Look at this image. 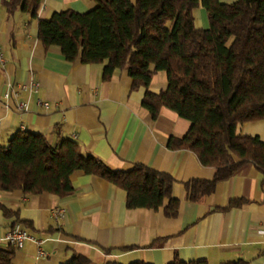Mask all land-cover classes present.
I'll use <instances>...</instances> for the list:
<instances>
[{
    "label": "crops",
    "instance_id": "obj_1",
    "mask_svg": "<svg viewBox=\"0 0 264 264\" xmlns=\"http://www.w3.org/2000/svg\"><path fill=\"white\" fill-rule=\"evenodd\" d=\"M5 1L0 0V144L20 131L42 133L52 144L70 137L112 169L143 163L169 173L174 178L172 194L180 203L175 217L166 216L162 207L126 208L124 189L83 172L72 174L74 191L64 197L0 191V204L18 211L17 216H5L0 209V235L18 218L43 240H27L16 248L11 264H62L73 252L87 256L90 264L108 259L167 264L175 258L264 264V174L245 163L212 193L197 201L187 198L185 183L210 179L215 170L191 150L167 147L169 137L187 132L188 119L166 106L151 119L142 105L147 89L166 88L165 72L157 71L149 86L133 89L126 69L116 68L103 80L100 65L68 61L57 47L45 49L38 18L65 8L85 12L93 0H43L37 17L20 9L10 13ZM193 15L196 26H209L202 5ZM236 132L264 141V118L239 123ZM233 199L246 201L227 207ZM59 207L65 211L56 219L53 211Z\"/></svg>",
    "mask_w": 264,
    "mask_h": 264
},
{
    "label": "trees",
    "instance_id": "obj_2",
    "mask_svg": "<svg viewBox=\"0 0 264 264\" xmlns=\"http://www.w3.org/2000/svg\"><path fill=\"white\" fill-rule=\"evenodd\" d=\"M78 12L54 11L37 20L45 49L57 47L68 61L101 66L103 80L116 68L126 69L132 88L149 86L162 70L167 86L147 89L142 105L154 119L166 106L190 121L187 132L171 136L170 149H188L213 167L210 179L185 183L187 198L197 201L212 193L242 164L252 163L264 174V141L258 135L237 134L239 123L264 118V0H93ZM43 0H7L16 9L37 17ZM202 5L209 26L198 27L194 8ZM83 172L103 178L125 190L126 208L158 209L168 217L179 211L172 194L174 178L143 163L128 170L112 169L86 151L78 141L64 137L52 144L42 133L20 131L0 144V191L20 189L24 194L52 193L64 197L74 191L71 176ZM246 200H230L227 207ZM5 216H17L0 204ZM25 220L14 221L21 223ZM15 248L0 246V264H11ZM73 252L62 264H90ZM103 264H122L113 259ZM126 264H152L134 260ZM167 264H209L204 258H175ZM223 264H245L243 260Z\"/></svg>",
    "mask_w": 264,
    "mask_h": 264
},
{
    "label": "built area",
    "instance_id": "obj_3",
    "mask_svg": "<svg viewBox=\"0 0 264 264\" xmlns=\"http://www.w3.org/2000/svg\"><path fill=\"white\" fill-rule=\"evenodd\" d=\"M33 88H37L38 83L34 82L32 84ZM44 106H48L45 101L41 102ZM64 208L59 207L53 211V216L58 219L64 214ZM264 232V231H263ZM27 240L34 241L40 244L43 240L32 235L22 224L15 223L7 232L0 235V246H11L13 248H21ZM39 253L44 254V251L39 248ZM264 258V256H263Z\"/></svg>",
    "mask_w": 264,
    "mask_h": 264
},
{
    "label": "rangeland",
    "instance_id": "obj_4",
    "mask_svg": "<svg viewBox=\"0 0 264 264\" xmlns=\"http://www.w3.org/2000/svg\"><path fill=\"white\" fill-rule=\"evenodd\" d=\"M234 1V0H233Z\"/></svg>",
    "mask_w": 264,
    "mask_h": 264
}]
</instances>
